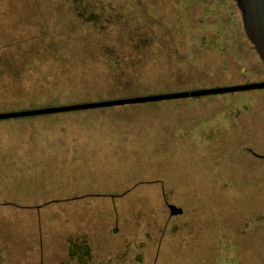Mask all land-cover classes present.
<instances>
[{"label": "rangeland", "instance_id": "obj_1", "mask_svg": "<svg viewBox=\"0 0 264 264\" xmlns=\"http://www.w3.org/2000/svg\"><path fill=\"white\" fill-rule=\"evenodd\" d=\"M122 72L142 96L264 83L237 0H0V113L124 99ZM27 206L97 218L77 264H264V89L0 120V226Z\"/></svg>", "mask_w": 264, "mask_h": 264}, {"label": "crops", "instance_id": "obj_2", "mask_svg": "<svg viewBox=\"0 0 264 264\" xmlns=\"http://www.w3.org/2000/svg\"><path fill=\"white\" fill-rule=\"evenodd\" d=\"M26 208L28 209V206ZM31 210L28 209V217L23 218L24 221L21 224L23 227L12 231L11 225L1 224L0 226L2 242L0 246L11 247L5 253L11 256L14 264H65V262L77 264L80 262L79 256L86 258L94 254L98 240L96 239V217H88L85 221L88 223L86 226H82V223L76 220L77 218L63 217L61 223L58 219L60 227L43 228L41 220L34 218L35 215H32ZM80 239L88 243L87 249L83 252L77 248L79 243H75ZM91 245L93 251H91Z\"/></svg>", "mask_w": 264, "mask_h": 264}, {"label": "water", "instance_id": "obj_3", "mask_svg": "<svg viewBox=\"0 0 264 264\" xmlns=\"http://www.w3.org/2000/svg\"><path fill=\"white\" fill-rule=\"evenodd\" d=\"M238 8L242 14L245 32L248 39L254 45L258 55L264 62V0H237ZM264 89V83L250 84L236 87H226L219 89L199 90L190 92H178L169 94L148 95L134 98H124L109 101L80 103L59 107H49L35 110L15 111L0 113V120L25 118L58 114L65 112L91 110L98 108L133 105L142 103H152L160 101L178 100L190 97H200L213 94L230 93L246 90Z\"/></svg>", "mask_w": 264, "mask_h": 264}, {"label": "trees", "instance_id": "obj_4", "mask_svg": "<svg viewBox=\"0 0 264 264\" xmlns=\"http://www.w3.org/2000/svg\"><path fill=\"white\" fill-rule=\"evenodd\" d=\"M141 80L142 77H139V75L137 76H133V75H129L127 73H119L117 76L114 77H108L106 79V81L109 83V85L116 87V88H123L122 90H120V93L117 95H121L122 97H126V98H134V97H141L142 93L146 90H144V88H142L141 85ZM140 85V86H138ZM116 95V94H115ZM92 98H96L97 99H102V97L98 98V97H92ZM100 102V101H99ZM90 103V102H87ZM25 111V110H23ZM15 112V111H13Z\"/></svg>", "mask_w": 264, "mask_h": 264}]
</instances>
